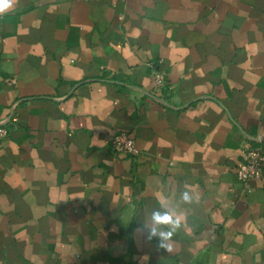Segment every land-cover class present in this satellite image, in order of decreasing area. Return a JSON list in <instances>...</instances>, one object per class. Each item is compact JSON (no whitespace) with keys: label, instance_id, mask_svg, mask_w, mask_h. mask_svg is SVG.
<instances>
[{"label":"crops","instance_id":"crops-1","mask_svg":"<svg viewBox=\"0 0 264 264\" xmlns=\"http://www.w3.org/2000/svg\"><path fill=\"white\" fill-rule=\"evenodd\" d=\"M0 122V264H264V178L237 176L264 151V0H13ZM162 204L170 251L138 232Z\"/></svg>","mask_w":264,"mask_h":264},{"label":"built area","instance_id":"built-area-1","mask_svg":"<svg viewBox=\"0 0 264 264\" xmlns=\"http://www.w3.org/2000/svg\"><path fill=\"white\" fill-rule=\"evenodd\" d=\"M152 82L156 94L160 95L166 89L164 72L155 70ZM8 132L7 125L0 122V149ZM110 146L113 153L119 157L134 158L138 154L135 139L125 131L114 134ZM237 176L242 182L264 178V151L261 146L248 147L242 151L241 160L237 165Z\"/></svg>","mask_w":264,"mask_h":264},{"label":"clouds","instance_id":"clouds-1","mask_svg":"<svg viewBox=\"0 0 264 264\" xmlns=\"http://www.w3.org/2000/svg\"><path fill=\"white\" fill-rule=\"evenodd\" d=\"M13 7V0H0V13H4ZM183 201L189 202L191 195L184 192ZM182 217L179 216L167 204H162L154 209L143 219L138 232L148 241L156 240L158 247L166 251L171 250V240L178 229L182 226Z\"/></svg>","mask_w":264,"mask_h":264}]
</instances>
